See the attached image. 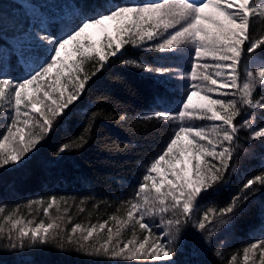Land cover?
<instances>
[{
	"label": "snow or ice",
	"instance_id": "obj_1",
	"mask_svg": "<svg viewBox=\"0 0 264 264\" xmlns=\"http://www.w3.org/2000/svg\"><path fill=\"white\" fill-rule=\"evenodd\" d=\"M257 15L264 17V0H133L123 4L114 0H78L59 32L41 28L31 33L32 48L15 57L16 65L10 62L5 68L0 63V105H8L11 121L0 139V168L22 164L75 107L93 77L113 57L122 54L124 46L174 56L194 50V56L189 54L191 71L180 77L189 82L185 86L186 98L178 101V111L153 110L142 117L179 121V126L138 181L135 198L122 201L127 207L126 217H109L115 222V231L108 227L103 243L97 237L109 220L98 227L93 224L82 228L72 223L66 231L55 222L62 217H49L54 205L59 211L58 198L53 195L43 208L48 222L41 220L28 227L22 219L3 218L11 225L6 229L0 224V236L7 231L3 247L54 244L89 256L176 264L175 256L185 243L186 226L191 224L206 243L221 227H230L242 202L264 189V170L244 180L226 205L208 207L201 216L196 212L202 210L199 200L203 196L227 186L229 175L237 173L234 161L238 133L246 129L251 139H264V126L257 129L252 117L260 110L264 119V96L256 95L258 90H264V32L255 35L252 24ZM107 23L113 25L114 35L107 30ZM93 28L102 30L99 40L88 35ZM28 56L32 58L30 62L25 61ZM21 61H25L22 67ZM88 62L93 71L84 70ZM123 63L161 76H171L173 71L135 59ZM13 68L20 72L19 76L13 75ZM193 97L198 100L194 102ZM97 116L93 112L82 132L62 143L53 155L83 147ZM197 120L209 123L201 126L195 123ZM42 203L45 201L30 200L28 206ZM156 216L159 224L149 222ZM129 227L132 238L122 239L123 230ZM243 254L245 264H255L257 254L264 264V238L249 243ZM236 262L233 256L230 264Z\"/></svg>",
	"mask_w": 264,
	"mask_h": 264
},
{
	"label": "trees",
	"instance_id": "obj_2",
	"mask_svg": "<svg viewBox=\"0 0 264 264\" xmlns=\"http://www.w3.org/2000/svg\"><path fill=\"white\" fill-rule=\"evenodd\" d=\"M77 2L0 0V63L5 68L10 62L16 65L15 57L21 51L31 50L34 43L31 33L34 31L43 28L59 32ZM114 2L123 4L133 0ZM134 2L143 3L144 0ZM252 24L255 35L264 32V17L257 15ZM121 52L93 77L75 107L56 123L22 164L0 168V224L6 229L11 225L3 219L5 216L22 219L28 227H34L41 220L48 222L49 217H62L55 222L66 231L70 230L72 223H79L82 228L93 224L98 227L100 222L113 215L126 217L127 207L122 201L135 198L138 181L142 180L151 160L162 152L179 126V121L142 117L153 110L178 111V101L186 98L185 86L189 82L180 77L191 70L189 54H192L188 50L183 56H174L131 45L124 46ZM31 59L28 56L25 61ZM128 59L173 71L171 76L149 73L125 65L123 61ZM25 61L19 66L22 67ZM84 70L93 71L92 63L88 62ZM13 75L19 76L20 72L13 68ZM256 95L257 98L264 96V90H258ZM7 109L6 103L0 105V139L10 122ZM93 112L98 116L87 143L79 149L53 155L62 143L82 132ZM261 115L260 110L252 114L257 129L264 126ZM122 116L125 118L120 119ZM204 122L195 121L199 125ZM238 135L239 147L234 161L237 173L229 175L227 186L199 200L202 210L196 212L197 216L208 207L226 205L244 180L264 170V139H251V133L246 129ZM53 195L58 198L59 211L54 205L46 217L43 208ZM60 197L65 199L59 200ZM30 200L45 203L28 206ZM28 221L32 223L27 224ZM149 221L159 224L160 218L152 217ZM108 227L115 231V222L109 220L105 229L100 231L99 243L107 238ZM184 232L185 243L175 256L176 264H230L233 256L237 258L236 264H245L243 248L255 239L264 238V189L242 202L231 226L221 227L210 242L206 243L191 224ZM130 238L132 230L125 228L122 239ZM6 243L7 231L0 236V264H150L123 257L89 256L75 248L60 249L54 244L6 249L3 247ZM255 264H261L258 254Z\"/></svg>",
	"mask_w": 264,
	"mask_h": 264
},
{
	"label": "rangeland",
	"instance_id": "obj_3",
	"mask_svg": "<svg viewBox=\"0 0 264 264\" xmlns=\"http://www.w3.org/2000/svg\"><path fill=\"white\" fill-rule=\"evenodd\" d=\"M107 30L109 31V33H111V34H115L114 33V31H113V25L111 24V23H107ZM101 34H102V30L101 29H99V28H93V29H89L88 30V35L90 36V38L92 39V40H99V38H100V36H101ZM191 51V54L194 56V50H190ZM208 62L209 63H211L212 61H211V59L210 58H208ZM191 71V70H190ZM189 71V72H190ZM190 79V78H189ZM215 98V97H214ZM198 100V97H193V101L194 102H196ZM10 120V119H9ZM11 122V121H10ZM9 122V123H10ZM207 123H209L208 121H205L204 122V124L203 125H205V124H207ZM203 125H201V126H203ZM150 222V221H149Z\"/></svg>",
	"mask_w": 264,
	"mask_h": 264
}]
</instances>
